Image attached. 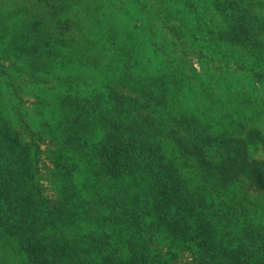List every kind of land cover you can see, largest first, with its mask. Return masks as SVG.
<instances>
[{
	"label": "trees",
	"instance_id": "obj_1",
	"mask_svg": "<svg viewBox=\"0 0 264 264\" xmlns=\"http://www.w3.org/2000/svg\"><path fill=\"white\" fill-rule=\"evenodd\" d=\"M209 1L207 24L195 0L139 2L146 18L135 29L166 68L147 79L112 27L92 31L104 33L97 46L69 0H24L23 27L7 46L26 69L18 79L48 87L55 103H38L52 112L38 113L35 130L21 107L8 110L12 98L25 104L17 76L6 102L0 93V261L171 264L182 245L190 264H264V209L249 193L227 194L240 181L264 194V160L252 157L264 145L258 119L208 121L182 97L196 76L191 55L213 62L226 48L264 70V0ZM70 70L81 74H58ZM113 78L128 95L96 86ZM42 155L52 197L38 177ZM158 232L176 245L166 259L152 239Z\"/></svg>",
	"mask_w": 264,
	"mask_h": 264
},
{
	"label": "rangeland",
	"instance_id": "obj_2",
	"mask_svg": "<svg viewBox=\"0 0 264 264\" xmlns=\"http://www.w3.org/2000/svg\"><path fill=\"white\" fill-rule=\"evenodd\" d=\"M69 1L73 6L74 13L80 19L89 21L91 26L90 32L92 33V37L96 39L97 46L106 41L101 37L104 33L96 31L93 33L92 31L96 30V28L107 30L109 27H112L117 34V43H120L121 46H126L128 53L134 57L133 61H136L139 69L142 70L143 77L157 79L166 73L162 57L157 55L147 43V32H141L138 28L135 29V26L144 22V18H146V15L140 10L139 2L146 7V5L153 3V0ZM195 1L199 2L200 7L203 8V13L205 4L210 2L209 0ZM27 5L24 0H0V93L2 92L1 95L6 102L7 97H11L12 93V89L7 86L17 76V83L21 87L23 103L25 104L20 105L17 100L12 98L8 110L14 112L15 107L17 109L21 107V111H24L27 115V121L32 124L35 130H38L42 123L41 119L37 117L38 113L41 112L43 116L48 117L52 112V107L46 109L45 106L38 105V103L51 102L54 104L52 91L41 84L32 85L33 83H31L24 85L18 79V76L21 79L27 80L26 69L18 54L12 53L7 46L10 34L15 32L13 30L19 26V30L21 31L23 27L20 21L28 13L26 10ZM173 15H175V19H179L178 14L175 12V7H173ZM209 19L210 14L204 13L203 20L206 24L210 21ZM183 36L188 41L189 33L185 32ZM190 45L199 46L195 43ZM215 53L213 57L216 58L213 62L209 61L210 56H207L206 59L201 58L200 60H197L194 55L190 56L188 66L195 70L196 76L194 79L188 80L183 86L185 95H182V97L186 102L185 105L190 112L196 113L199 117L200 115L204 116L208 121L210 118H215V120L221 119L224 122H230L236 119L237 116L246 114L258 119V125L264 134V77L251 76L252 74L255 75V73L264 75V70L253 63L252 59L243 57L241 54H237L236 56L227 51L226 48H221L220 51H215ZM100 54H107V52L102 51ZM90 71L89 73L86 72L87 77L90 78L92 75L95 77L96 72ZM58 74L62 78L63 75H80L81 71L70 70L66 74ZM108 76L110 77L109 74ZM38 79L43 78L38 76ZM98 80L96 78V81ZM103 84H108L112 88L121 91L122 94L128 95V92L124 91L125 89L122 91V85L114 78L101 82V84L96 86ZM41 149L45 150L46 148L41 146ZM252 157L264 160V145H259L255 152H253ZM42 160L44 161L40 164L38 177L41 178V182L45 188V195L52 197L53 184L50 181L54 182V179L50 178V174L46 169L47 167H51V165L45 155H42ZM241 183L244 182L240 181L231 187L227 194L233 196L232 193H237L240 197L241 194L249 193L250 197H247L249 202L252 201L259 209H264V194L258 197L252 190L242 187ZM261 221L264 224V216ZM151 235L157 244L156 249L159 253L161 252L162 258H168V251L172 250L169 247H176V245L172 244L171 239L159 232L157 234L152 233ZM176 248L178 249H175V255L172 258L171 264H190L192 257L188 253L189 250L187 251L182 245ZM8 260L9 262L6 263ZM0 263L22 264L18 260L14 261L10 259L9 256H6Z\"/></svg>",
	"mask_w": 264,
	"mask_h": 264
}]
</instances>
